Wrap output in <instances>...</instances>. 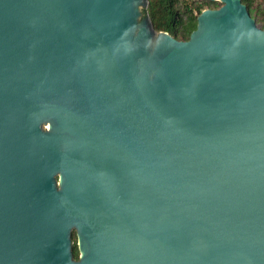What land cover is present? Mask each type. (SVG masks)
I'll list each match as a JSON object with an SVG mask.
<instances>
[{
	"label": "water",
	"instance_id": "water-1",
	"mask_svg": "<svg viewBox=\"0 0 264 264\" xmlns=\"http://www.w3.org/2000/svg\"><path fill=\"white\" fill-rule=\"evenodd\" d=\"M217 1L0 0V264H264V27Z\"/></svg>",
	"mask_w": 264,
	"mask_h": 264
},
{
	"label": "trees",
	"instance_id": "trees-1",
	"mask_svg": "<svg viewBox=\"0 0 264 264\" xmlns=\"http://www.w3.org/2000/svg\"><path fill=\"white\" fill-rule=\"evenodd\" d=\"M247 7L251 17L263 22L264 6L257 0H241ZM221 5L216 0H148L144 12L149 16L157 31H166L179 40L188 38L196 27V16L204 8H218ZM196 11V13H194ZM73 257L78 258L76 245L72 247Z\"/></svg>",
	"mask_w": 264,
	"mask_h": 264
},
{
	"label": "rangeland",
	"instance_id": "rangeland-1",
	"mask_svg": "<svg viewBox=\"0 0 264 264\" xmlns=\"http://www.w3.org/2000/svg\"><path fill=\"white\" fill-rule=\"evenodd\" d=\"M257 1L259 3H262V6H264V0H257ZM144 8H145V6L141 5V7H140V17H144L145 16ZM194 13H196V11H194ZM256 24H257V26H259L261 28L263 26V22H260V21H256ZM71 238H72V246L76 245V235H75V231L74 230H72V232H71Z\"/></svg>",
	"mask_w": 264,
	"mask_h": 264
}]
</instances>
